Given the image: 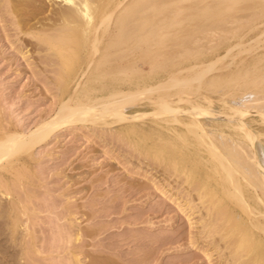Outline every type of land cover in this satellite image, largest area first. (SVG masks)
Here are the masks:
<instances>
[{"label": "bare ground", "instance_id": "6f19581e", "mask_svg": "<svg viewBox=\"0 0 264 264\" xmlns=\"http://www.w3.org/2000/svg\"><path fill=\"white\" fill-rule=\"evenodd\" d=\"M45 1L50 5L47 4L49 14L38 25L42 32H34L33 35L40 46L50 50L48 53L52 51L54 55L56 51L51 67L64 70L65 73L56 79L70 89L62 92L55 114L43 119L31 130L13 128L0 119V177H6L4 170L15 164H29V156L33 155L36 147L43 146L58 131L74 125L88 124L103 131L109 128L116 130L117 135L123 130L152 128L159 131L160 146L169 153L167 157L165 155L166 163L177 169L183 167L181 171L186 169L184 172L189 168H198V180L205 183L207 190L209 187L207 193H203L231 197L227 205V220L231 226L227 227H231L232 232L230 230L226 242L230 246L246 245L242 258L256 257L253 251L255 244L259 247L256 254L263 255L264 143L253 122L259 119L261 126L258 128L264 133V54L242 67L238 64L235 69L230 68L228 61L223 67L227 70L212 75L209 73L216 69V64L232 55L233 46L225 51L224 56H216L219 58L215 60L205 62L199 58L237 36L244 28L253 27L257 19L264 17V0ZM255 40L254 43L258 41ZM233 45L243 44L238 42ZM261 45L264 47L263 42ZM23 52L27 53L24 49ZM193 59L196 61L192 63ZM144 64L149 65L148 71ZM140 105L152 110L134 113V108ZM142 120L143 123L140 122ZM211 182H215L216 186H211ZM196 185L194 188L198 187V192L202 188V192L205 186ZM4 193L0 190L1 199ZM215 202L217 200L211 203L215 205ZM212 204H209L211 208L207 207L209 210L213 208ZM14 210L12 215L17 211ZM76 213L71 212L70 217L73 218ZM221 214L219 212L217 218ZM14 217L15 220L16 215ZM213 220L205 221L204 227L216 224ZM17 224L14 223V228H20L21 225L16 227ZM70 224L77 227L73 220ZM75 239L82 242L79 233L75 234ZM76 241L74 245L78 244ZM61 247H64L63 244ZM241 261L240 258V264Z\"/></svg>", "mask_w": 264, "mask_h": 264}, {"label": "rangeland", "instance_id": "374dc122", "mask_svg": "<svg viewBox=\"0 0 264 264\" xmlns=\"http://www.w3.org/2000/svg\"><path fill=\"white\" fill-rule=\"evenodd\" d=\"M44 1L0 0V119L5 125L21 130L25 127L26 131L53 116L62 92L70 89L60 80L56 85L65 73L51 67L56 51L54 55L52 51L48 53L50 50L40 46L33 35L34 32H42L38 25L49 14L50 5ZM263 18L257 19L253 27L244 28L237 36L200 56L199 60L209 62L219 58L216 56H224L225 51L233 46L232 55L221 59L222 63L219 61L216 71L209 75L227 70V67H223L228 61L230 68L235 69L238 64L242 67L264 54V47H261L262 42L264 44ZM254 40L258 41L254 43ZM238 42L246 47L233 45ZM195 61L193 59L192 63ZM45 67L48 69L45 70ZM144 68L148 71L149 65L144 64ZM141 110L152 109L140 105L133 112ZM140 122L143 123V120ZM147 122L151 123L149 120ZM253 123L256 131L262 134L264 143V133L258 128L261 121L258 119ZM93 128L88 124H78L58 131L51 140L34 149L33 155L29 156V164L18 163L4 170L6 177H0V183H6L0 184V190L9 194L4 193L2 199L0 197V264H240V258L244 261L241 264H257L258 260V264H261L264 261L259 257L264 258V254H256L258 245H253L256 257L251 259L242 258L246 245L230 246L226 242L225 239L232 232L231 227H227L231 226L227 220V205L231 197L225 194L207 195L209 187L207 190L205 183L198 180V168H189L193 171L188 169L187 173L184 172L186 169L181 171L183 167L177 169L166 163L165 155L167 157L169 153L160 146L159 131L139 127L136 130L128 129V132L120 131L117 135L116 130ZM112 132L115 134L112 135ZM199 182L205 186L202 192V188L199 192L198 187L194 188ZM200 183L197 184L199 187L202 185ZM210 185L216 186L215 182ZM167 188L169 192H166ZM209 200L217 202L214 205ZM209 204L219 208L213 206L209 210L212 207ZM14 209L17 210L15 220V215H12ZM69 209L77 212L73 214L75 219L70 217ZM217 211L222 213L219 219ZM71 220L77 223V227H71ZM212 220L216 224L204 227L205 221ZM15 222L18 223L16 227L21 225L17 227L18 231L14 228ZM76 232L80 234L82 242L76 241ZM87 233H91V236ZM75 241L78 244L74 245ZM62 244L64 247H61Z\"/></svg>", "mask_w": 264, "mask_h": 264}]
</instances>
